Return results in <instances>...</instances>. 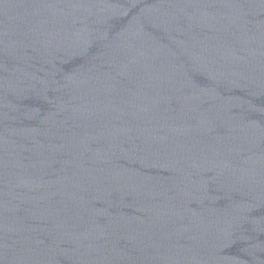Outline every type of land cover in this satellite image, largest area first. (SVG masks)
<instances>
[{"label": "water", "instance_id": "95a60500", "mask_svg": "<svg viewBox=\"0 0 264 264\" xmlns=\"http://www.w3.org/2000/svg\"><path fill=\"white\" fill-rule=\"evenodd\" d=\"M0 264H264V0H0Z\"/></svg>", "mask_w": 264, "mask_h": 264}]
</instances>
